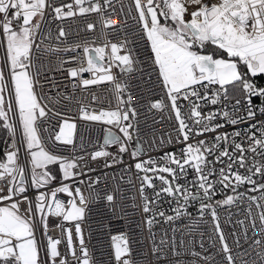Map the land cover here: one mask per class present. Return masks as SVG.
Returning <instances> with one entry per match:
<instances>
[{"label":"snow or ice","instance_id":"1","mask_svg":"<svg viewBox=\"0 0 264 264\" xmlns=\"http://www.w3.org/2000/svg\"><path fill=\"white\" fill-rule=\"evenodd\" d=\"M133 4L137 13L134 19L149 45L151 63L148 68L138 66L133 50L127 48L130 42L122 41L103 46L85 43L82 48L86 67L82 64L67 69L73 89L77 87V78L82 88L104 82L112 84L114 109L110 106L99 111L89 110L83 99H76L81 120L115 127L121 134L106 129L101 150L90 153L91 160L111 156L105 167L123 163L121 154L128 151L135 135L136 147L131 156L137 160L134 165L137 172L143 173L140 192L143 212L151 213L145 220L149 229L156 222V216L166 223L172 222L190 215L187 207L199 201L200 216L208 213L219 235L225 264H264V205L260 203L264 200V183L254 179L264 180V121L249 123L257 114L264 115V0H133ZM112 5L113 0H71L59 4L56 0H0V129L6 130L11 138L10 143L6 141L7 150L0 160V182H7L6 189L0 188V264H90L81 222L89 202H94L98 196L90 192L89 197H85L80 185L91 189L99 179L89 178L87 182L79 179L94 171L87 163H79L85 158L64 156L54 150L55 145L62 144L72 145L75 151L77 125L64 118L66 113L50 106L60 103L59 99L43 93L44 65L39 62V55L50 33L46 34L41 25L46 23L45 14L50 10L55 19L98 13L103 25L109 27L114 21L104 18L103 14ZM128 11L132 12L131 6ZM114 13L115 9L109 15ZM87 28L93 30L94 25L89 23ZM66 36L61 28L57 39ZM80 47L75 44L64 50L76 51ZM44 51L58 53L61 49L45 48ZM71 60L76 57L60 60L61 70L63 64ZM114 68L129 76L139 71L141 77H148L147 82L155 76L156 86L164 95L150 102L149 110H169L174 114L175 143L183 147L165 152L159 158L137 159L145 154L139 143L140 128L136 119L139 113L128 82L120 81ZM85 72L91 73L92 78H82ZM37 86L41 89L39 95ZM63 98L71 102L75 96L66 94ZM92 99L99 98L93 94ZM55 117H61L59 131L51 133L44 125ZM239 124H247V127L231 133L219 131L227 125ZM43 133L49 134L43 137ZM206 133H215V136L211 141L197 139ZM237 137L241 139L237 141ZM165 142L173 143L170 134L167 141L161 137V145ZM110 145H118V154L103 150ZM22 148L24 163L19 162ZM50 166L59 169L56 187H50L57 180ZM240 169L245 172L241 173ZM189 171L194 173L190 180ZM181 179L184 183L179 182ZM155 180L162 185L159 190H156ZM217 185L221 186L219 192ZM242 185H250L248 192L260 195L239 192ZM145 186L154 190V199L149 200L144 194ZM29 187L37 191L34 200L27 195ZM225 189L233 194L213 202ZM61 193L69 197L67 203L58 198ZM164 194L175 201L176 207L172 209L175 215L153 210ZM245 198L249 202L245 212L255 237L249 245L254 249L252 254L248 249L233 252L220 228L217 212L218 207L233 206ZM105 199L111 205L114 195L106 193ZM21 204L27 205L23 211ZM253 204L258 210L255 216ZM50 217L76 222L78 248L72 229L65 228L63 223L55 227L61 229L64 240L48 235ZM37 218L46 243L37 237ZM238 223L244 225L245 221ZM247 231L245 227L246 241ZM113 241H120L114 244L117 264H134L127 237L114 236ZM62 243L66 247L63 253L59 248ZM168 243L161 240V245ZM235 243L239 248L238 238ZM170 246L174 255H181L176 250L175 238Z\"/></svg>","mask_w":264,"mask_h":264},{"label":"built area","instance_id":"2","mask_svg":"<svg viewBox=\"0 0 264 264\" xmlns=\"http://www.w3.org/2000/svg\"><path fill=\"white\" fill-rule=\"evenodd\" d=\"M71 0H56V3H69ZM102 2V0H101ZM87 6V5H85ZM132 7V12L129 13L128 8ZM115 13L109 15V13ZM104 18L112 19L114 23L105 27L101 20V15L98 13H89L84 16L76 15L64 19H55L50 10L45 14V22L42 23V30L50 36L44 40L41 45V54L39 55V62L44 65L43 76L41 83L43 84V93L50 97H56L60 103L50 104L54 106L57 111L66 113L64 118L69 119L70 122H75L77 125L74 135L75 151H72V145L57 144L54 150L64 156H83L85 159L79 161L80 164H85L94 169L88 172L87 175L80 177L86 182L91 178L92 181L99 179L98 183H94L89 189L86 185H80L85 197H89L90 192L95 193L98 199L94 202H89L86 209L84 220L81 222V228L84 235V243L88 249L91 257L90 264H117L114 257V244L120 241H113L114 236L124 235L129 241L131 250L130 259L134 264H225L223 253L220 251L221 242L219 235L215 232L211 216L205 213L203 217L199 214V201H193L187 207V212L190 215L181 216L174 219L172 222L166 223L163 218L156 216L155 223L151 229L145 223L146 218L151 216V213L143 212V200L141 198V177L143 173H138L134 165L137 160L131 156L132 150L136 147L137 138L134 135V141L129 144L128 151L121 154L123 156V163H116L112 167H105L107 161H111L112 157H101L92 161L90 153L101 150L103 145V137L106 129L111 128V131L117 135H121L119 130L99 122L84 121L79 118L76 99H83L89 110L99 111L101 108L108 109L110 106L114 109L116 100L112 94V84L104 82L96 85H90L87 88H82L79 85V79L75 81L77 87H71L72 81L68 77L67 69L71 67H80L82 64L86 67V57L83 53L82 46L87 43L89 46H103L106 43H120L122 41H129L127 48L133 50L134 58L139 62L138 66L148 68L151 61L148 59L149 45L144 38V34L140 30V24L134 17L137 13L134 8L133 0H113L112 7H109L103 14ZM92 23L93 30H88L87 25ZM63 28L67 33L66 37L57 39L59 30ZM63 41V42H62ZM39 42V41H38ZM80 44L81 47L76 51H65L64 49ZM59 48L58 53L46 52L45 48ZM123 54V52L121 53ZM76 57V60H71L63 64L61 70L60 60H70ZM35 59V57H34ZM113 72L118 76L120 81L128 82V89L133 94V103L136 105V111L139 113L137 119L140 135L139 143L142 145L143 152L137 159L143 160L148 157L159 158L165 152H175L183 145L175 143L177 122L174 114L169 110L158 111L149 110L150 102L160 100L164 93L156 86V78L153 75L150 82L147 76L141 77L140 72L137 71L131 76L120 73L119 69L114 68ZM82 78L91 79V73H83ZM37 94L41 93V89L37 86ZM73 95L75 99L71 102L64 100V95ZM95 94L99 99L93 101L92 95ZM125 98L127 93L124 94ZM167 103V101H165ZM258 103V101H254ZM208 111V109H205ZM51 115V113L49 114ZM61 117H55L51 121L45 123V127L49 128L51 133L59 131V122ZM158 121V122H154ZM264 121V115L257 114L255 120ZM247 127V124H239L236 126L227 125L220 129V132L231 133L234 130H242ZM49 133H43L46 137ZM169 134L173 138V143L165 142L161 145V137L167 141ZM215 133H206L204 137H197V139H207L211 141ZM241 137H237L239 141ZM10 143L11 138L6 131V137L2 146L3 157L7 150V143ZM247 146V145H245ZM112 154H118V145H110L104 148ZM231 150V149H230ZM239 155V153H237ZM250 155V154H249ZM20 163L25 162L23 148L21 149ZM219 168L220 165H217ZM244 173V169H240ZM151 175V174H149ZM194 173L189 171L188 179H192ZM258 183H264V180L259 177H254ZM180 183H184L181 179ZM69 183H71L69 181ZM156 190H159L162 185L159 180L154 181ZM59 180L54 181L50 187H56ZM7 187V182H0V188ZM75 185H73V188ZM250 185H242L238 191L246 192L247 195L259 196V192H248ZM221 189L217 185V191ZM46 191V189H41ZM106 193L114 195V201L110 205L106 199ZM224 194H218L213 198V202L222 200L225 195H232L230 189L223 190ZM6 194V192H5ZM37 191L31 187L27 195L34 200ZM144 194L149 200L154 199V190L145 186ZM58 198L67 203L69 197L63 193L58 194ZM249 202L245 198L243 202L237 201L233 206L218 207L217 212L219 216L220 228L226 238V242L232 248L233 252L249 250L252 254L254 249L250 248L252 240L255 239L252 234L249 219L245 212V208ZM264 205V200L260 201ZM27 207L26 204H21V211ZM176 207V203L171 197L166 194L160 198L158 206L153 208L154 211H164L166 215H175L172 209ZM255 205H252L253 216L257 214ZM244 220L245 224L241 225L238 221ZM63 223L65 228H71L73 232V241L78 248V240L75 235V221L63 222L59 217H50L48 219L49 231L48 235L53 239L60 238L64 240V236L56 224ZM257 225L259 221L257 219ZM247 227V241L244 238L243 229ZM43 229L39 224L37 218V237L43 243L42 236ZM175 238L176 250L181 253L177 256L173 254L170 242ZM239 239L240 247L237 248L235 240ZM168 241L166 245H161V240ZM183 241V244H181ZM60 251H66L65 243L60 246ZM156 249H160L156 251ZM198 253L199 255H193ZM79 255V251H77ZM159 257V258H157ZM203 257H210L209 260H204ZM71 260V257H69ZM238 264V262H237Z\"/></svg>","mask_w":264,"mask_h":264},{"label":"trees","instance_id":"3","mask_svg":"<svg viewBox=\"0 0 264 264\" xmlns=\"http://www.w3.org/2000/svg\"><path fill=\"white\" fill-rule=\"evenodd\" d=\"M235 95H239V93H235ZM5 137H6V130L0 129V160L4 159L3 154H2V146L4 143ZM50 167L52 168L53 172L56 173L57 180H59L60 173H59L58 166H50Z\"/></svg>","mask_w":264,"mask_h":264},{"label":"rangeland","instance_id":"4","mask_svg":"<svg viewBox=\"0 0 264 264\" xmlns=\"http://www.w3.org/2000/svg\"><path fill=\"white\" fill-rule=\"evenodd\" d=\"M133 141H134V137H133ZM133 141H132V142H133Z\"/></svg>","mask_w":264,"mask_h":264}]
</instances>
